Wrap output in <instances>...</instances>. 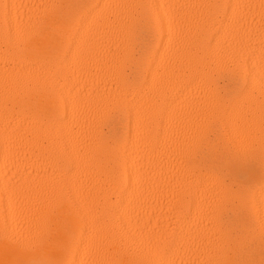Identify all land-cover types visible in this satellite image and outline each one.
Here are the masks:
<instances>
[{"label": "bare ground", "instance_id": "6f19581e", "mask_svg": "<svg viewBox=\"0 0 264 264\" xmlns=\"http://www.w3.org/2000/svg\"><path fill=\"white\" fill-rule=\"evenodd\" d=\"M0 264H264V0H0Z\"/></svg>", "mask_w": 264, "mask_h": 264}, {"label": "snow or ice", "instance_id": "6c2138e0", "mask_svg": "<svg viewBox=\"0 0 264 264\" xmlns=\"http://www.w3.org/2000/svg\"><path fill=\"white\" fill-rule=\"evenodd\" d=\"M65 71L67 72L68 70L66 69ZM124 115H125V110L122 109V110L120 111V113H119V118H120V119H123V118H124Z\"/></svg>", "mask_w": 264, "mask_h": 264}]
</instances>
